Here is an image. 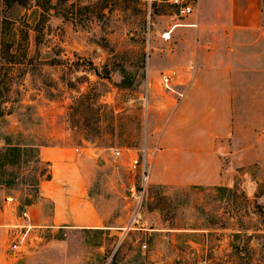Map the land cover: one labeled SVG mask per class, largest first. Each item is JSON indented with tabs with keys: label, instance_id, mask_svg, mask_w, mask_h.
Segmentation results:
<instances>
[{
	"label": "rangeland",
	"instance_id": "obj_1",
	"mask_svg": "<svg viewBox=\"0 0 264 264\" xmlns=\"http://www.w3.org/2000/svg\"><path fill=\"white\" fill-rule=\"evenodd\" d=\"M36 1L0 0V253L11 264H264V142L243 164L227 153L184 165L148 149L178 99L161 75L179 38L161 34L185 16L168 0H45L44 13ZM253 51L240 81L245 139L251 125L264 136V36ZM42 146L82 154L107 227L22 226L50 170ZM142 154L149 178L132 223Z\"/></svg>",
	"mask_w": 264,
	"mask_h": 264
},
{
	"label": "crops",
	"instance_id": "obj_2",
	"mask_svg": "<svg viewBox=\"0 0 264 264\" xmlns=\"http://www.w3.org/2000/svg\"><path fill=\"white\" fill-rule=\"evenodd\" d=\"M181 20L171 25V39L174 31L179 38L171 70L176 71L174 82L184 97L176 99L158 143H148V149L184 165L222 163L227 153L243 164L244 150L258 149L264 142L253 125L247 131L253 136L245 139L243 118L248 113L240 82L253 74L252 62L259 61V52L253 50L264 36L263 0H196L194 12ZM39 155L50 165L49 176L41 179V201L28 205L30 224L24 225L107 227V217L91 196L82 154L70 146H42ZM44 200L50 202V211ZM4 210L7 207L0 205ZM5 262L11 264V259L0 253V264Z\"/></svg>",
	"mask_w": 264,
	"mask_h": 264
},
{
	"label": "built area",
	"instance_id": "obj_3",
	"mask_svg": "<svg viewBox=\"0 0 264 264\" xmlns=\"http://www.w3.org/2000/svg\"><path fill=\"white\" fill-rule=\"evenodd\" d=\"M168 1H170V3H172L174 6H176L178 15H180V16L191 15L195 10L196 0H168ZM173 28H174V26L167 29L166 31H164L161 34V38L164 41H170L171 40V33L173 31ZM175 76H176L175 70H171V72H162L161 83L164 85V87L167 90L175 92L178 99H181L184 97V93L182 91L177 90V88H176L177 85L174 82ZM120 153H121V151L119 149H117L116 154L120 155ZM133 166L134 167L139 166V172L141 175V180L143 181V191L139 190L138 192H136L135 189H134L135 191H133L134 194L136 195L137 202H136L135 210L133 213L132 223H136V222H139V216H140V212L142 209V199L144 198V195H145L144 185L149 178L147 162L145 159H143V154L141 157H137L133 160ZM10 199H13V198L11 197ZM26 208H28L27 205H26ZM23 217L24 218L29 217L28 209L24 210ZM24 226H26V225H24ZM146 246H147L146 244H143L144 248ZM20 247H21V240L20 241H14L11 244V250L12 251H18L20 249ZM199 264H202V263H199Z\"/></svg>",
	"mask_w": 264,
	"mask_h": 264
},
{
	"label": "trees",
	"instance_id": "obj_4",
	"mask_svg": "<svg viewBox=\"0 0 264 264\" xmlns=\"http://www.w3.org/2000/svg\"><path fill=\"white\" fill-rule=\"evenodd\" d=\"M1 1L4 2L6 7H8L10 5L9 0H1ZM36 2H37V4H36L37 7H39V9H41L43 11L42 13L47 11V5L45 3V0H37ZM1 60L4 62L6 61L4 55L2 54V49H0V63H1ZM47 176H49V175H47ZM29 204H30V201H29Z\"/></svg>",
	"mask_w": 264,
	"mask_h": 264
}]
</instances>
